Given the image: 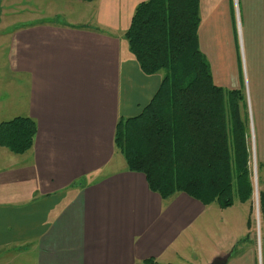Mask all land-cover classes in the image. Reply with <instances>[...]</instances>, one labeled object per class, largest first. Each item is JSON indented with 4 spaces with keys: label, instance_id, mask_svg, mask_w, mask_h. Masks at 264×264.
<instances>
[{
    "label": "crops",
    "instance_id": "0c3cea01",
    "mask_svg": "<svg viewBox=\"0 0 264 264\" xmlns=\"http://www.w3.org/2000/svg\"><path fill=\"white\" fill-rule=\"evenodd\" d=\"M141 1L94 0L86 18H36L11 32L9 70L29 77L18 116L37 129L23 154L0 147V259L175 264L193 244L200 264L228 252L224 264H264V234L254 222L247 227L249 207L238 205L245 203L221 208L185 193L161 199L142 173L115 159L116 121L145 103L133 82L141 91L148 85L146 101L159 85L140 71L123 35ZM236 2L200 0L198 41L216 85L246 86L264 192V0Z\"/></svg>",
    "mask_w": 264,
    "mask_h": 264
},
{
    "label": "trees",
    "instance_id": "16d2710c",
    "mask_svg": "<svg viewBox=\"0 0 264 264\" xmlns=\"http://www.w3.org/2000/svg\"><path fill=\"white\" fill-rule=\"evenodd\" d=\"M199 25L200 0H144L135 6L123 34L129 52L143 74L165 73L138 114L118 118L113 144L126 168L142 173L161 199L185 193L221 208L247 203L251 228L254 184L245 95L214 83L199 47ZM36 129L28 116L1 121L0 147L25 153ZM258 197L264 222V193ZM134 264L161 263L150 257Z\"/></svg>",
    "mask_w": 264,
    "mask_h": 264
},
{
    "label": "rangeland",
    "instance_id": "374dc122",
    "mask_svg": "<svg viewBox=\"0 0 264 264\" xmlns=\"http://www.w3.org/2000/svg\"><path fill=\"white\" fill-rule=\"evenodd\" d=\"M236 1L237 0H234L235 9L237 8ZM91 6L92 4L90 2H83L80 0H0V121L22 115L26 109L28 99L29 77L24 73L12 72L8 67L10 63L9 51L11 47V32L17 26L27 22L36 21V18L47 20H59L61 18L68 20L83 19L91 14ZM164 73V70H160L157 73L152 74V82L155 84V81L157 80L160 83ZM137 85H139L137 81H134L132 91L135 93V98L139 97L138 101L143 98L141 102L145 103L140 102L142 108L151 98L147 99V101L144 99V97L146 98L147 94H149V87L148 85L143 84V88L147 89V93H144V89L141 91ZM242 87L244 91H241L243 93L245 92L246 108L250 120V108L248 109L246 86L244 85ZM122 99L124 100V98ZM138 106L139 104L137 107ZM140 110L133 111L129 116L138 114ZM17 157L21 158V156ZM115 159H119L121 162L123 161V157L120 153L116 154ZM251 170L253 172L254 184L252 220L255 223V230H260V233L262 232V234H264V222L260 218L258 204L259 191L263 192L262 179L260 178L261 175L259 176V179H257V166L253 156L251 158ZM235 203L240 202L236 201ZM212 205L216 204L213 203ZM238 205L249 207L247 203ZM202 219L207 221V216ZM203 231V237L207 239L208 236L206 229ZM192 245L193 244L183 245L181 259L175 261V264H200L202 255L197 253ZM9 256L10 255L0 259V264H17L16 261L11 262ZM22 263L29 264L30 261L26 259L25 261L23 260Z\"/></svg>",
    "mask_w": 264,
    "mask_h": 264
},
{
    "label": "water",
    "instance_id": "95a60500",
    "mask_svg": "<svg viewBox=\"0 0 264 264\" xmlns=\"http://www.w3.org/2000/svg\"><path fill=\"white\" fill-rule=\"evenodd\" d=\"M229 256H230V252L226 253L223 256H218L213 258L208 264H224L229 258Z\"/></svg>",
    "mask_w": 264,
    "mask_h": 264
}]
</instances>
